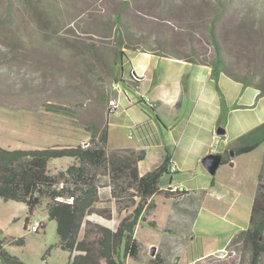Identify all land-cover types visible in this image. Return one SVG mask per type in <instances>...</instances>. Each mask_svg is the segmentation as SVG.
I'll return each instance as SVG.
<instances>
[{"label":"rangeland","instance_id":"obj_1","mask_svg":"<svg viewBox=\"0 0 264 264\" xmlns=\"http://www.w3.org/2000/svg\"><path fill=\"white\" fill-rule=\"evenodd\" d=\"M250 1L200 0V6L199 0H0V145L35 148L85 144L93 127L100 129L105 122L106 150L132 143L137 134L135 128L119 124L122 111L131 107L127 97L147 114L154 105L141 98L143 91L125 85L127 96L121 94L117 111L106 115L113 111L116 91V82L109 72L119 71L122 78V61L131 51L119 45L210 61L214 51L208 21L219 11L214 30L228 70L240 77L251 74L255 81L261 80L264 25L259 21V12L251 10ZM117 15L120 25L116 24ZM117 26L121 41L115 35ZM130 77L132 83V78H136ZM224 88L228 96H234L231 88ZM104 97L107 99L102 100ZM243 100H251V96H244ZM252 102L257 104L255 110H259L260 117H264V95L256 93ZM244 114L249 116L245 124L256 119L250 111ZM255 155L258 158V153ZM261 159L264 178V145ZM71 162L69 157L50 159L48 168L55 173ZM149 163L146 161L143 167ZM241 166L235 172L221 164L213 177L222 178L227 185L239 184L244 172ZM178 174H189L192 181L186 185L210 188V181L205 179L208 174L200 165L193 166L191 173ZM159 183L166 185L167 180ZM221 189L217 186L208 191L204 200L189 208L184 207V202L163 203L164 199L157 196V227L140 222L135 229V237L143 245L142 261L128 258L122 264H146L152 246L160 249L167 264H246V253L241 255L235 248L225 247L190 263L209 243L222 245L235 226L240 229L248 225L250 204L245 207V201L254 182H245L233 197ZM101 192L102 200H106L108 189L101 188ZM204 195V190L198 192L200 199ZM107 204L105 201L96 206ZM25 207L23 203L0 199L2 234L24 239L22 245L13 244L10 253L32 264H71L61 256L55 221L49 219L44 206L29 216L30 222L44 223L38 232L30 231L29 223L23 227ZM178 207L186 212L185 217L178 216Z\"/></svg>","mask_w":264,"mask_h":264},{"label":"trees","instance_id":"obj_2","mask_svg":"<svg viewBox=\"0 0 264 264\" xmlns=\"http://www.w3.org/2000/svg\"><path fill=\"white\" fill-rule=\"evenodd\" d=\"M249 3L252 11L259 12L261 15L259 21L264 25V0H251ZM199 5H203L200 0ZM219 12L208 21L214 56L210 61L207 59L198 61L208 63L211 67L210 75L220 98L218 125H223L228 108L218 86L219 74L222 72L243 85L255 87L258 89V96L264 95V78L255 81L251 74L240 77L228 70L214 30L215 21L221 14ZM115 18L116 24L120 25L119 16ZM119 27H116L115 35L119 36L121 41ZM119 47L136 49L130 44H120ZM109 74L116 83L123 82L118 76L119 71L118 73L112 71ZM106 99L107 97H104L102 100ZM109 113L110 111L106 112ZM90 134L85 144L77 142L35 148H9L0 145V199L25 204L24 228L34 210L44 206L49 219L55 221L57 245L69 253L71 264H122L128 258L142 261L143 245L136 239L134 232L140 222L157 227L156 221L148 219L155 208L152 197L157 194L179 197L186 191L179 189L171 193L168 189H159V180L168 172L170 164L168 152L160 165L141 173L138 164L146 156L145 149L122 147L106 150L108 134L106 122L100 129L93 127ZM261 144L264 145V121L232 139L220 152L221 163L226 164L231 157L252 151ZM61 157H69L72 162L64 169L51 173L48 168L49 160ZM101 188L108 189L106 200L101 198ZM105 201L108 203L106 206H96L97 203ZM92 214L111 220L112 226L86 218ZM43 227L44 223L41 222L40 229ZM5 240L6 238L0 236V264H27L6 249ZM23 242V237H19L10 243L22 245ZM225 248L230 250L235 248L241 255L246 253V264H263L262 168L257 177L248 226L235 232ZM146 264H167V261L159 251H156L154 256L147 259Z\"/></svg>","mask_w":264,"mask_h":264},{"label":"crops","instance_id":"obj_3","mask_svg":"<svg viewBox=\"0 0 264 264\" xmlns=\"http://www.w3.org/2000/svg\"><path fill=\"white\" fill-rule=\"evenodd\" d=\"M210 70L211 67L208 63H200L198 60L193 61L189 57L163 55L150 50V48L131 50L130 54H126V59L122 61L123 82H117L115 85L114 101L116 107H113V111H110L106 115L117 111L120 106L119 96L121 94L127 96V88L135 87L137 90L143 91L144 97L141 98L145 102H150L154 105L151 108V113L147 114L138 106H135V102L130 97H127V103L131 107L125 108L122 111L123 116L119 123L127 129L135 128L137 132L136 137L131 141L132 143H128L124 147L143 148L146 151L145 158L138 164L140 172L145 173L160 165L166 152H168L170 161L168 172L164 173L160 178V180L166 179L167 184L161 185L158 183L159 189L166 190L169 186L177 185L179 189L186 191V193L179 197L175 195L171 197H165L161 194L154 195L152 197L154 202L155 198L160 196L164 199L163 203L172 201L175 204H181L184 202L185 208L192 207V205L195 207L199 201L205 199L208 191H213L217 186L222 187L221 190L224 194L231 193L233 197L234 194L239 193V189L244 186L245 182L249 184L250 181H253L254 189H250L252 192H249V198L245 201V207L250 204L251 208L257 177L262 163L263 144L252 151L231 157L228 163L225 164L230 171L235 172L239 164L244 167L239 184L234 182L227 185L225 180L222 178L221 180H215L214 175H209L203 169L208 174L205 178L206 182L209 180L211 184L209 190L186 185L191 184L192 179L188 177V173H191L193 166L197 167L200 165L202 167L200 163L201 158L205 154L210 153L218 126H222L225 129V133L219 135L217 149L220 153L232 139L264 121V117H260L259 110H255L257 104L252 102V98L258 93V89L253 86L243 85L241 82L230 79L221 72L218 77V86L223 94L228 112L225 123L218 125L221 111L220 98L210 75ZM130 76H135L136 78H132V83L129 82ZM125 85L127 88H124L126 87ZM224 86L231 88L234 96H228ZM244 96H251V100L244 101ZM133 109L137 111V115L136 113H131ZM244 111H250L252 112L251 116L256 117V119L251 121V124H245L249 116L244 114ZM256 153H258V158L255 155ZM146 161L150 163L145 168L143 164ZM179 172H184L188 175L181 177L178 174ZM174 179L175 181L173 182ZM224 188L227 189L224 190ZM201 190L205 191V195L200 199L198 192ZM169 192L173 193L170 190ZM104 194H107V192H104ZM157 208L158 205L155 202V208L151 211L149 220L156 221L155 212ZM181 208L178 207L177 211L179 214H177L179 217H185L186 212H183ZM23 217L25 219L26 211ZM86 218L109 227L112 226L111 220H106L96 215L94 217L88 215ZM247 226L244 225L240 229H244ZM240 229L235 226L226 236L222 245L215 243L206 245L202 253L196 258L191 259L190 263L223 250L231 236ZM0 236L6 238L2 232ZM13 239H16V237L10 236L5 240V247L9 252H11L9 248L13 246L10 243ZM58 248L61 249L60 247ZM156 250L164 256L160 249L156 248ZM60 251L61 256L66 259V263L69 262V255L63 252L62 249ZM20 259L27 264H32L26 259Z\"/></svg>","mask_w":264,"mask_h":264},{"label":"water","instance_id":"obj_4","mask_svg":"<svg viewBox=\"0 0 264 264\" xmlns=\"http://www.w3.org/2000/svg\"><path fill=\"white\" fill-rule=\"evenodd\" d=\"M216 134L222 135L225 133V129L222 126L216 128ZM222 155L220 153H207L205 154L200 163L203 169L209 174L214 175L218 167L222 164ZM156 253V247L152 246L150 249V255L154 256Z\"/></svg>","mask_w":264,"mask_h":264},{"label":"built area","instance_id":"obj_5","mask_svg":"<svg viewBox=\"0 0 264 264\" xmlns=\"http://www.w3.org/2000/svg\"><path fill=\"white\" fill-rule=\"evenodd\" d=\"M113 106L116 107V104L113 103ZM218 142H219V135L215 134L214 142L211 146L210 153H219L218 149H217ZM172 169H174V167H172ZM168 189L170 191H173V192L179 190L177 185L169 186ZM28 223H29L28 227H29L30 231H32V232H38L39 231L41 221H32V222L29 221Z\"/></svg>","mask_w":264,"mask_h":264}]
</instances>
